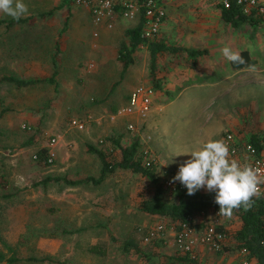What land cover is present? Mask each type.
Returning <instances> with one entry per match:
<instances>
[{"label": "rangeland", "instance_id": "rangeland-1", "mask_svg": "<svg viewBox=\"0 0 264 264\" xmlns=\"http://www.w3.org/2000/svg\"><path fill=\"white\" fill-rule=\"evenodd\" d=\"M39 1L24 0L27 23L11 29L0 26V79L50 77L56 71V84L16 88L0 83V235L23 259L17 264H170L179 252L171 237L143 241L150 227L178 223L141 209L156 187L146 177L117 169L100 184L37 183L48 176L98 177L101 164L89 144L117 160L120 147L139 138L143 154L149 150L145 159L157 163L163 184L165 169L190 159L179 154L198 150L209 140H224L228 132L244 141L264 133V17L236 27L221 17V0L163 3L166 16L154 39L179 50L158 53L153 63L148 45H142L124 71L119 49L129 41L127 30L139 20L118 13L114 27L105 29L74 1L65 7H58L62 0ZM52 9L55 12L48 14ZM3 19L11 17L0 13ZM66 31L69 39L63 40ZM76 37L86 45L82 50L71 48ZM58 42L60 65L55 67ZM224 47L250 49L259 65L255 71L229 74ZM199 50L204 53H190ZM205 70L208 76H203ZM140 84L155 88L159 103L152 105L143 125L138 123L144 119L119 114ZM74 118L86 122L84 130L70 124ZM130 122L137 123L136 129H129ZM53 137L65 144L63 153L50 166L38 164L34 153ZM162 188L164 200L175 201V193ZM240 224L233 213L225 250L199 245V264H255L233 238ZM134 236L144 255L123 250V242ZM45 255L57 262L29 260Z\"/></svg>", "mask_w": 264, "mask_h": 264}, {"label": "trees", "instance_id": "trees-1", "mask_svg": "<svg viewBox=\"0 0 264 264\" xmlns=\"http://www.w3.org/2000/svg\"><path fill=\"white\" fill-rule=\"evenodd\" d=\"M73 0H62L61 6H70ZM54 10L48 12V14H53ZM221 17L233 26H241L244 24H256L257 19L264 16H248L242 14L238 8L231 7L226 9L221 4ZM29 21V17H21L19 20L16 19H3L0 20V26L4 25L6 29H11L17 25L25 24ZM144 33V18L142 17L137 26L127 30V35L129 36V42L122 43L119 49V58L124 66V71L134 62L133 53L143 44H147L151 53L152 62H155L158 53L167 51H176L177 48H171L159 41H154L145 38ZM56 51L52 57L54 66H57V55L60 51L59 45L56 44ZM192 54L204 53V51H193ZM241 56L245 58V66H253L255 62H247L246 59L249 58L248 51L241 53ZM55 74L53 76L45 78H30L24 79L14 75H4L0 79L1 82H5L15 86L16 88H23L35 85L41 82H51L55 83ZM264 134V133H262ZM259 133H254L251 137L246 140H255L259 138ZM243 140V139H242ZM116 142H119L115 140ZM121 158L117 160L111 159L105 151L97 148L94 145L89 144L88 149L98 155L102 163L100 175L96 178L93 176H87L79 180H71L67 177L61 176H48L37 184H42L44 186L48 185L50 182H60L64 181L68 185L74 186L79 184H100L106 180L111 174L115 173L117 169H129L134 173H139L146 177L150 182H152L155 187V192L150 199H146L141 204V209L151 215H158L163 217L171 218L174 221L181 222L189 216H197L202 211L209 212L212 209H219V205L215 203V192H209L205 190H198L194 195H188L187 189L176 195L175 201L168 202L163 198V188L162 182L156 171L157 163H153L151 166H147L144 159V154L141 151V142L139 138H135L129 145L121 146ZM34 154H38V159H36L38 164L44 166H50L46 161L47 148H39ZM235 214L238 215L241 224L240 227L234 233V240L240 250L246 249L247 257L253 260L255 264H264V196L260 199H256L253 207L244 211L243 208L239 210H234ZM0 264L7 262V264H17L19 261L23 260L18 257L13 250V247L9 245L0 235ZM227 247V246H226ZM226 247L223 249L225 250ZM97 245L92 247L95 251ZM7 250V252L5 251ZM123 250L125 252H135L140 255H144V250L141 248L137 238L134 236L123 242ZM11 256H8L9 253ZM103 254V252H101ZM29 260L38 262H57V260L52 256H41V257H29ZM199 259L197 256L193 257L189 253L178 252V254L172 259L170 264H199Z\"/></svg>", "mask_w": 264, "mask_h": 264}, {"label": "built area", "instance_id": "built-area-1", "mask_svg": "<svg viewBox=\"0 0 264 264\" xmlns=\"http://www.w3.org/2000/svg\"><path fill=\"white\" fill-rule=\"evenodd\" d=\"M80 6L89 8L92 21L95 25H104L108 29L114 27V21L118 13L123 18L136 20L144 18L143 36L147 39H154L160 32L162 23L166 16L163 3L171 0H73ZM221 4L229 9L238 8L244 15L264 16V0H221ZM93 35L97 38L99 32L95 31ZM155 96V89L146 84L136 86L129 95L126 105L120 108L119 114L123 116H136L140 119H146L150 113ZM73 127L84 129L86 122L79 119H72L70 123ZM129 129H136L137 123L130 122ZM224 141L230 148V159L237 160L241 165L250 163L253 167L259 168L264 173V134L260 135L258 140H242L235 132H228ZM47 148L46 161L53 164L58 156V140L50 138ZM144 154L149 155V150ZM146 157V156H145ZM38 159V154H34ZM147 166L156 163L154 159L147 156L145 159ZM179 166L172 169L167 168L163 175V187L178 195L186 190L179 181L172 182V178L177 174ZM261 191L264 192V185H261ZM208 191L206 188L200 189ZM219 209H212L209 212L202 211L197 216H189L187 219L178 222L177 225L166 226L162 223L156 224L148 229L143 237L145 243H149L161 235L165 239L172 238V245L179 252L189 253L193 257L197 256L196 251L199 245H205L209 250L222 251L229 242V233L226 218L219 215ZM198 224L202 229L198 231ZM161 239V238H160ZM264 244V240H263ZM247 252L246 249L242 250ZM244 264H249L245 260Z\"/></svg>", "mask_w": 264, "mask_h": 264}, {"label": "clouds", "instance_id": "clouds-1", "mask_svg": "<svg viewBox=\"0 0 264 264\" xmlns=\"http://www.w3.org/2000/svg\"><path fill=\"white\" fill-rule=\"evenodd\" d=\"M29 12L24 0H0V13L19 20ZM222 55L234 64H244L239 52L230 47L221 49ZM255 71V68H251ZM179 155H189L179 166L172 182L179 181L187 189L188 195L206 188L215 192V203L219 205V215L231 218L234 210H250L256 199L264 196V173L250 163L241 165L230 159V148L224 140H209L198 150ZM176 155V156H179Z\"/></svg>", "mask_w": 264, "mask_h": 264}, {"label": "crops", "instance_id": "crops-1", "mask_svg": "<svg viewBox=\"0 0 264 264\" xmlns=\"http://www.w3.org/2000/svg\"><path fill=\"white\" fill-rule=\"evenodd\" d=\"M39 1V0H38ZM44 1V0H43ZM48 1H51V0H48ZM175 0H171V1H169L168 3H171V2H174ZM40 2V1H39ZM62 3V2H61ZM58 7H65V6H61V4L58 6ZM82 9H84V11L88 14V16L90 15V17H91V13H90V11H89V8H87V7H85V6H80ZM52 10H54V12H55V9H52ZM51 11V10H50ZM137 20H139V22H140V20H141V17H140V19L139 18H137ZM164 23V22H163ZM163 23H162V25H163ZM100 27H103V28H107V27H105L104 25H101ZM68 33H70L69 31H66V32H64V33H62V39L63 40H67V39H69V36H68ZM79 38H74V39H72L71 40V48L72 49H80V50H82L81 48L82 47H84V46H86V45H84V44H82L80 41L79 42H77V40H78ZM152 40H154V41H159V42H161L159 39H152ZM149 41H151V39H149ZM129 42V41H128ZM161 43H163V42H161ZM60 44V42H58V45ZM163 44H165V43H163ZM84 45V46H83ZM143 45H145V44H143ZM166 45V44H165ZM57 46V45H56ZM59 46H61V44L59 45ZM97 46H98V43H97ZM142 46V45H141ZM94 47H96V44L94 45ZM60 48V47H59ZM178 49V48H177ZM179 50V49H178ZM178 50H176V51H178ZM56 51V50H55ZM165 51H167V50H165ZM244 51H248V53H249V58L248 59H246L247 60V62H249V61H251V62H255V61H257L253 66H243L242 64H234V63H232V62H230V61H228V63H227V68L229 69V74L230 73H233V74H237V73H239V72H245V71H252L251 70V68H255L256 66H258L259 65V60L254 56V54H253V52H251L250 51V49H248V48H246V49H243V50H241V51H239V53L241 54L242 52H244ZM161 53V52H160ZM191 53V52H190ZM55 54V53H54ZM53 54V55H54ZM59 54V53H58ZM192 54V53H191ZM196 55V54H195ZM87 56H88V54H87ZM57 59H58V55H57ZM244 59V61H245V58H243ZM57 64L58 65H60V62H58V60H57ZM123 64V63H122ZM73 65V64H72ZM75 66V65H74ZM77 68V67H76ZM123 69H124V66H123ZM207 72L208 71H204V73H206L205 75H203V76H208L207 75ZM220 72H222V70H220ZM196 73L198 74V70L196 71ZM196 73H193L194 75H196ZM212 73V71H209V74H211ZM52 76V75H51ZM41 78H45V77H41ZM155 89V88H154ZM158 93H157V90L155 89V96H154V99H153V106H155L156 104L158 105L159 103H158V101H157V95ZM128 100H129V95H128V97H127V100L125 101V104L124 105H126L127 104V102H128ZM123 105V106H124ZM123 106H121V107H123ZM136 119V121H139V117H134V116H131V119ZM131 119H129V120H131ZM134 119V120H135ZM146 119H144L143 120V122L141 123V121L138 123V125L140 124H144V121H145ZM86 126V125H85ZM85 129V128H84ZM84 129H77V130H79V131H82V130H84ZM61 142V140H58V156H57V158L63 153V150H64V145L65 144H63L62 142ZM123 146V145H122ZM97 155V154H96ZM98 156V155H97ZM99 158V157H98ZM57 160V159H56ZM55 160V161H56ZM99 161H100V158H99ZM100 166L98 165V170L99 171H101V167H102V163H101V161H100ZM100 175V174H99ZM89 176H92V175H89ZM87 177V176H86ZM94 177V176H93ZM85 178V177H84ZM97 178V177H96ZM166 240V239H165ZM200 246H203V245H200ZM200 246H198L197 247V253H198V248L200 247ZM205 246V245H204ZM203 246V247H204ZM202 247V248H203ZM205 248H207L206 246H205ZM208 249V248H207ZM203 250V249H202ZM200 262V261H199Z\"/></svg>", "mask_w": 264, "mask_h": 264}]
</instances>
